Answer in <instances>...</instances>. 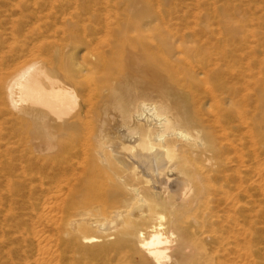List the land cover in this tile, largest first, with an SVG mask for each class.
<instances>
[{
  "label": "bare ground",
  "instance_id": "obj_1",
  "mask_svg": "<svg viewBox=\"0 0 264 264\" xmlns=\"http://www.w3.org/2000/svg\"><path fill=\"white\" fill-rule=\"evenodd\" d=\"M3 9L0 184L44 264H264L263 60L162 11Z\"/></svg>",
  "mask_w": 264,
  "mask_h": 264
},
{
  "label": "rangeland",
  "instance_id": "obj_2",
  "mask_svg": "<svg viewBox=\"0 0 264 264\" xmlns=\"http://www.w3.org/2000/svg\"><path fill=\"white\" fill-rule=\"evenodd\" d=\"M0 8H145L149 16L162 11L180 30L195 22L218 25L236 36L245 55L264 61V0H0ZM2 184L0 264H44L47 248L40 251L38 245H47V211L31 206L37 195L29 188ZM261 209L264 234V205Z\"/></svg>",
  "mask_w": 264,
  "mask_h": 264
}]
</instances>
